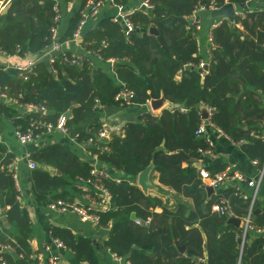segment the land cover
<instances>
[{"label":"trees","instance_id":"trees-1","mask_svg":"<svg viewBox=\"0 0 264 264\" xmlns=\"http://www.w3.org/2000/svg\"><path fill=\"white\" fill-rule=\"evenodd\" d=\"M88 1H79V9L71 15L61 40L74 36ZM104 1L105 6H127L134 0ZM260 1L151 0L154 9L150 14L137 11L130 15L136 31L129 39L121 22H115L113 17L103 18L95 28L86 30L83 44L92 57L83 56L79 64L65 61L60 55L53 62H37L30 72L1 68L0 88L7 98L22 105L33 104L40 110L20 116L6 99L0 102V113L22 131L33 128L32 122L38 120V127L33 128L36 136L47 131L46 124L55 126L67 112L70 116L66 118V127L72 130L100 105L142 108L138 120L126 123L124 133L113 134L110 140L99 138L98 133L104 128L100 123L89 125L78 135V141L86 143L89 152L121 171L126 179L118 183L94 176L92 164L71 148L62 143L49 144L32 152L31 157L39 165L55 166L60 174L52 176L41 167L32 170V200L47 206L58 197L67 199L65 194L49 197L64 185H77L94 178L111 194L110 209L97 211L99 229L111 223L104 246L131 264H200L199 259L207 264H264V234L252 241L247 235L243 243V225H235L228 215L212 209L227 201L236 217L244 220L251 198L227 186L209 195L201 170L216 174L225 166L195 165L208 160L204 150L210 146L205 138L196 135L203 121L202 106H207L214 110L210 118L214 127L233 143L241 144L258 168L264 167V4H259ZM212 2L220 6L233 3L240 9L247 5L248 10H243L244 18L224 21L213 29L215 46L211 48L209 67L204 73L196 69L202 55L195 27L188 17L197 5ZM10 4L6 13H0V52L23 56L46 50L53 43L55 17L59 15L56 2L11 0ZM239 22L243 29L237 27ZM151 28L158 30L160 39L150 33ZM94 57L104 62L114 60L115 73L110 75L98 67ZM179 73L181 76L177 78ZM122 91L134 92L130 104L124 98L116 99ZM160 97L179 106L153 114L147 104ZM14 157L0 143V192H6L9 205L6 215L12 225L4 226L0 206V242L12 246L21 255L19 264H36L29 243L31 220L18 199L19 192L8 168ZM151 163L160 183L190 200L191 206L179 201L170 208L128 180L137 177ZM157 206H163L161 212L154 210ZM259 208L255 200L253 209ZM148 220H153L154 225L144 223ZM251 222L264 228V208L253 211ZM52 232L53 237L63 240L89 264H106L91 238L60 226ZM12 235L15 242L10 238ZM178 244L186 245L187 253H180ZM3 254L10 264H15L11 256Z\"/></svg>","mask_w":264,"mask_h":264},{"label":"crops","instance_id":"crops-1","mask_svg":"<svg viewBox=\"0 0 264 264\" xmlns=\"http://www.w3.org/2000/svg\"><path fill=\"white\" fill-rule=\"evenodd\" d=\"M10 1L11 0H0V13H6L10 8ZM61 1V0H60ZM79 1L80 0H72L69 3H65L64 0L61 2V19L60 23L58 24V39L62 43L63 51L74 53L81 56H91L89 52L86 51V47L83 44V34L86 30L95 28L99 20L106 18V17H114L113 15L116 13L115 6H108L104 5L99 13L96 16H90L86 19L85 24L82 27L81 34L82 37L78 39H62L65 35L71 15L79 9ZM262 1V0H261ZM260 1V2H261ZM141 0H134L130 1V3L126 6L128 9L135 7ZM259 4H264V1ZM8 7V10L5 12V8ZM236 9L241 10L238 6ZM242 10L245 11V8ZM243 13L245 14V12ZM111 15V16H110ZM242 17L244 16H237ZM235 17V18H236ZM201 19V29H195V35L198 40L200 54L202 55V61H205L209 64V58L211 55V48L215 46L213 41V29L211 27L212 23L218 21L220 19L224 21L234 22V20H230L228 17L225 16H218L213 17L211 14H202L199 16ZM190 23L192 24V20L190 16L188 17ZM237 27L243 29L242 24L239 22L237 23ZM217 28V27H215ZM48 49V48H47ZM46 50L42 51L39 54H25L23 56L15 54V55H6L0 52V69L3 67H10L15 68L16 65H26L29 61L35 60L36 62L44 61L50 62L49 56L45 55ZM95 58V63L98 67L105 69L107 72L112 75L115 73L114 66L115 61L110 60L104 62L102 59L98 57ZM201 61V62H202ZM127 62V61H126ZM200 67L197 66L196 69ZM202 72H207V70H203ZM180 73L177 75V78H180ZM5 101V100H0ZM7 102L11 103V105L17 109L20 116H24L32 111L39 112L37 109H32L30 111L27 108V105L19 104L16 100L8 98ZM150 101L147 104V108L153 114H160L163 109L160 110H153L149 105ZM172 107V104H167L165 108ZM207 107V106H202ZM209 111V118L203 119L206 123L211 122L210 118L214 112L211 107H207ZM142 112V108L137 105H132L128 107L124 106H104L100 105L90 116L82 122L80 125L76 126L72 130L67 129L66 132H62L58 129L52 131H46L42 133V135L36 140V142L23 146L20 145L17 141L15 136V126L11 120L6 118L2 113H0V136L2 141L0 143L7 146L8 152L14 154L15 157H22L25 155L26 152H35L39 148H43L46 145L54 144V143H62L65 146L71 148L75 153H77L80 158L84 161H89L92 164L93 168H96L98 172H104L105 175L99 174H92L94 176H103L110 179H126L121 171L115 169L114 167L110 166L109 164L103 162L99 159L98 155L91 156L89 150L87 148V144L84 142L78 141V135L80 132L86 130L89 125L93 123H100L104 128L110 130L111 134H123L124 133V125L130 121L138 120L140 114ZM202 121V122H203ZM208 133L211 142L213 143L212 152L207 156L208 160L198 161L195 165L200 168H208V167H215L219 165H224L225 168L228 166L232 167V172L243 175L247 180H257L260 173V168H258L257 163L251 160L247 154L245 153L244 149L242 148L241 144L233 143L229 140V138L223 133L220 132L218 129L212 126H208ZM264 134V131H263ZM14 157V158H15ZM38 164V163H37ZM18 173L20 178V185L22 188V206L27 210L30 220H31V228L32 233L29 237V243L31 248L33 249L34 253L36 252H44V246L46 244H50L53 238V228L60 226L71 229L74 234L77 235H84L89 237L93 240L96 252L102 258V260L106 264H122L114 260L111 251L104 246V241L108 236L109 229L102 227L101 229L94 227L92 224L88 222L81 221L76 215L73 213H66V214H55L48 210L47 206L44 204H37L32 200L33 196V182L31 179V171L34 169L28 168L25 160L20 159L18 162ZM41 167L42 169L48 171L52 176L56 174H60L57 168L53 165H39L37 168ZM36 169V168H35ZM91 170V172H92ZM122 180V181H123ZM132 183L138 185V176L135 178L128 179ZM117 181V180H116ZM121 181V182H122ZM150 181L154 185V188L149 190L147 195H151L153 197L160 198L164 205L168 204L167 206L170 208H174L178 204L179 201L186 203L187 205H192V202L188 199L183 198L179 195L176 191L171 189L168 186H165L160 183L159 175L157 172L152 171L150 176ZM205 186H208L205 181H203ZM97 186H102L98 183L94 178H90L88 180H82V182L77 183V185H64L57 191L53 192L49 199L59 196L61 194H65V197L70 201H77L83 204H91L94 198H98V190ZM227 187H233L236 190L240 191L243 196L250 197L252 201V196L255 189L248 185V182L239 180L234 178L226 182L225 185ZM104 187V186H102ZM140 187V186H139ZM141 188V187H140ZM143 191V190H142ZM66 192V193H64ZM214 192H216L214 190ZM213 192V193H214ZM97 195V196H96ZM211 195V194H210ZM96 196V197H94ZM62 198L58 197L57 199ZM256 202H259L261 210L264 208V178L258 190ZM0 206L2 211L1 219L4 223V226L11 228L10 221L8 216L6 215V211L9 209V205L6 204V192H0ZM214 205L212 207L213 211L215 210ZM111 207V205H110ZM163 206H157L154 210L156 212H161ZM257 210V209H256ZM255 211V210H254ZM259 212V211H257ZM3 217H6V221L3 220ZM136 218V217H132ZM237 218V217H236ZM153 220H150V222ZM154 224V223H153ZM243 225V220L241 222ZM2 229V227H0ZM264 234V233H263ZM257 235H261L256 233L255 231L251 230L248 233V240L252 241L254 237ZM10 238L15 242V236L12 235ZM5 244L0 242V250L3 248ZM10 246V245H7ZM12 247V246H11ZM55 251H57L61 257V264H89L87 261L81 259L77 252L73 250L71 247H66L64 249H58L53 247ZM187 253V251H186ZM5 254H8L12 257V262L15 264L18 263V259L20 258V254L17 255L15 249L10 248L5 250ZM48 254L44 253V257H47ZM127 260V259H126ZM200 264H207L206 260L199 259L198 261ZM12 264V263H11Z\"/></svg>","mask_w":264,"mask_h":264},{"label":"built area","instance_id":"built-area-1","mask_svg":"<svg viewBox=\"0 0 264 264\" xmlns=\"http://www.w3.org/2000/svg\"><path fill=\"white\" fill-rule=\"evenodd\" d=\"M56 2L55 4V10L58 12V16L55 17L56 25L53 28V43L48 47L46 54L49 56L50 62H53L54 59L58 56H62L65 61H70L73 64H79L83 60V56L77 55L72 53L71 56H69L68 52L63 51L62 49V43L58 39V24L57 22L60 21L61 19V6H60V0H54ZM112 2L113 0H108ZM104 0H89L85 9L82 11V17L83 20L78 28V30L75 32L74 36L72 38L78 39L82 37L81 30L83 25L86 22V19H88L90 16H96L101 8L105 5ZM115 9L116 13L113 15V20L115 22H121L124 30V34L126 38H130L136 31V26L133 22V20L130 18V15L140 11L145 14H150L153 9H154V4L151 2V0H142L139 2L135 7L128 9L125 5L121 4H115ZM223 6V5H221ZM218 5L216 2H212L210 5H197L195 9L193 10L192 14L190 15L191 22L194 25L195 29L200 30L201 29V19L199 16L202 14H210L213 10H216L221 7ZM237 6V5H236ZM238 14V15H237ZM236 15L237 16H244L243 10L236 9ZM223 23V20L220 19L218 21H215L212 23L211 27L215 28L219 26L220 24ZM191 24V23H190ZM37 62L35 60L29 61L26 65H16L15 68L18 70H21L23 72L25 71H32L35 64ZM207 63L205 61L200 62L199 67L203 68ZM134 97V92L133 91H122L120 92L117 96L116 99L119 100L121 98H124L125 101L130 104V100ZM7 95L3 92L2 88H0V100H6ZM27 108L30 109H37L36 106L33 104H26ZM41 110H43L41 108ZM210 115H212L210 113ZM66 116L65 114L62 115L57 124L54 126L53 124H46V129L48 131H52L55 129H58L62 132L67 131L66 127ZM37 123L38 120H34L31 124V126L34 128H37ZM208 126L214 127V125L209 122L206 123L203 121L196 131V135L199 138H205L209 144V148L204 150L205 156H208L213 149V143L210 140L209 133H208ZM29 128L25 131L20 130L19 128L15 130V136L17 138V141L20 145L26 146L29 144H32L36 142V140L40 136H36L34 129ZM220 131V130H219ZM221 132V131H220ZM99 138L102 141L110 140L111 139V132L107 128H103L99 133ZM2 141L1 136H0V142ZM91 156H96L95 154L89 152ZM20 159L25 160L28 168L30 169H35L37 168L38 164L35 160L32 159L31 157V152H26L24 156L22 157H15L13 161L9 164L8 168L9 171L12 172L14 182H15V187L19 192L18 199L22 200V188L20 185V178H19V169H18V162ZM92 174H99V175H105L104 172H98L96 168H94L91 172ZM201 177L203 181L206 182L208 186H211L214 188L216 191L218 188L222 187L223 185L226 184L227 181L232 180L234 178H237L239 180L248 182V185L252 186L255 191L252 196V203L250 210L248 212V215L246 218L243 220V243H245L246 238L248 233H250L251 230L255 231L258 234H263L264 233V228H258L255 227L252 222V214H253V207H254V202L257 198L258 190L260 188V185L262 183V180L264 178V167L260 169L259 177L257 180H247L243 175L237 174L232 172V167L228 166L225 168L223 171L218 172L216 174H211L208 170L202 169L201 170ZM118 183H120L122 180L121 179H116ZM96 188L98 190V198H94L92 203L90 204H83L81 202L77 201H70L68 199H57L52 201L47 205V208L49 211L55 213V214H66V213H73L76 215L81 221L88 222L92 224L94 227L98 228L100 224V216L97 211H107L110 209L111 205V194L110 191L102 186H97ZM215 210L221 214L228 215L230 218L231 217H236L235 212L230 208L229 204L227 201H223L222 205H217L215 207ZM150 221H144L145 224H148ZM139 223V222H138ZM53 247H56L58 249H64L66 248V244L63 240L60 238H52V242L50 244H46L44 246V252H36L32 254V258L36 261V264H61V257L57 251L53 249ZM12 248L11 246L4 245L3 248L0 250V264H10L3 253H5V250ZM44 253L48 254L47 257H44ZM114 260H116L119 263L122 264H131L128 260H126L125 257L122 256H116L115 254H112Z\"/></svg>","mask_w":264,"mask_h":264},{"label":"water","instance_id":"water-1","mask_svg":"<svg viewBox=\"0 0 264 264\" xmlns=\"http://www.w3.org/2000/svg\"><path fill=\"white\" fill-rule=\"evenodd\" d=\"M263 1H261L260 3H262ZM245 10H248V6L245 5L244 6ZM8 10V7L5 8V12ZM211 16L213 17H218V16H225L228 17L230 20H234L236 17V7L235 4L233 3H226L223 6H221L220 8L213 10L211 13ZM150 33H154L156 35H158V38L160 39L159 36V32L158 30H156L155 28H151L150 29ZM209 67V64H206L203 68H200L201 71L203 70H207ZM167 104H172L170 101H168L165 97H160L158 99H152L150 100L149 105L151 106V108L153 110H160V109H164L165 106ZM172 106L176 107L179 106L178 103H174L172 104ZM66 117L70 116V112H67L65 114ZM202 118L203 119H208L209 118V111L207 109V107H203L202 108ZM154 170V165L153 163H151L146 169H144L142 172L139 173L138 175V185L141 187V189L143 190V192L147 193L149 190L154 188V185L152 184V182L150 181V176L152 171ZM207 191L210 194H212L214 192V188L211 186H206ZM259 211L258 209L254 211L257 212ZM133 217H135V215H133ZM3 220L6 221V217H3ZM230 222L234 223L235 225L240 226L242 220L236 217H231L229 219ZM150 225L153 226V221L150 222ZM106 229H110L111 228V223L107 224L106 226H104ZM178 250L180 251V253L185 254L187 251V247L186 245H177ZM188 256H192L190 253H188Z\"/></svg>","mask_w":264,"mask_h":264},{"label":"rangeland","instance_id":"rangeland-1","mask_svg":"<svg viewBox=\"0 0 264 264\" xmlns=\"http://www.w3.org/2000/svg\"><path fill=\"white\" fill-rule=\"evenodd\" d=\"M238 15V14H237ZM245 15V14H244Z\"/></svg>","mask_w":264,"mask_h":264}]
</instances>
